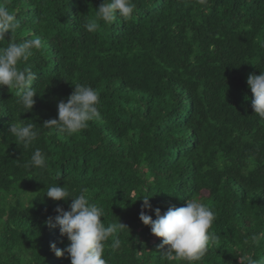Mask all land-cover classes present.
<instances>
[{
  "label": "trees",
  "instance_id": "16d2710c",
  "mask_svg": "<svg viewBox=\"0 0 264 264\" xmlns=\"http://www.w3.org/2000/svg\"><path fill=\"white\" fill-rule=\"evenodd\" d=\"M133 2L130 20L97 21L89 33L84 17L95 19L103 0H0L20 23L17 41L43 43L20 65L36 73L33 109L22 112L16 90L0 86V264H71L51 250L70 241L48 221L73 198L47 197L51 185L87 188L106 226L126 225L105 244L107 264H175L133 194L151 195L153 219L155 208L163 214L197 197L214 211L216 240L198 264H240L239 250L264 259V236L244 244L264 234V123L247 84L264 70V0ZM74 83L97 91L100 117L72 136L44 128ZM21 120L40 129L27 150L8 131ZM36 148L46 154L43 170L25 167Z\"/></svg>",
  "mask_w": 264,
  "mask_h": 264
},
{
  "label": "clouds",
  "instance_id": "9594fccd",
  "mask_svg": "<svg viewBox=\"0 0 264 264\" xmlns=\"http://www.w3.org/2000/svg\"><path fill=\"white\" fill-rule=\"evenodd\" d=\"M199 2L203 3L204 0ZM135 7L133 0H103L96 9L95 19L84 17L83 28L89 33H95L98 29L97 21L106 25L112 24L117 17L128 21L132 18ZM19 28L20 23L16 14L4 4H0V86H7L11 92L15 89L17 104L21 106L22 112H27L32 110L36 103L34 97L37 92L33 88L36 73L27 66L21 69L20 65H26L35 53L42 51L43 43L38 36L18 42L16 33ZM9 30L12 33L11 39L3 46ZM74 84V91L67 101L62 100L58 103V118L46 120L44 128H54L58 134L72 136L86 129L90 121L100 117L98 107L100 97L97 91L85 84ZM247 84L253 94L251 105L254 114L264 123V70L259 75L249 74ZM8 131L24 150L31 148L40 136V129L23 120L12 122ZM25 167L45 169L46 154L40 148H36ZM86 193L85 187H81L78 194H71L66 187L60 185L47 187L46 196L55 201L73 198L70 210L58 206L56 208L58 215L48 221L50 226L59 227L61 235L67 236L70 243L66 249L57 247L55 242H51L50 247L57 257H62L67 252L71 264H107L103 257L105 244L118 229H123L126 225L119 221L118 224L110 223L106 226L102 220L103 210L90 203ZM134 196L135 194L130 197L133 202L141 198L143 200L140 220L150 226L155 236L163 238L159 245L163 256L175 264H198L206 254L210 242L216 240L215 234L210 231L216 219L214 211L197 197L188 199L186 206L169 207L163 214L157 207L154 209L156 218L153 219L149 214L153 210L149 199L151 195L141 194L139 198ZM262 236L264 234L255 233L246 236L244 244L256 245ZM120 247L121 240L116 237L112 241L111 249L117 251ZM237 255L240 264H264V259H255L244 250H239Z\"/></svg>",
  "mask_w": 264,
  "mask_h": 264
}]
</instances>
